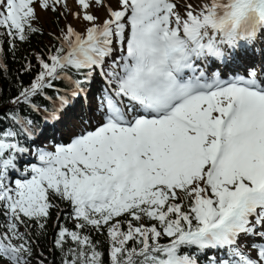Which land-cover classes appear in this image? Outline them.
<instances>
[{
	"label": "snow or ice",
	"instance_id": "obj_1",
	"mask_svg": "<svg viewBox=\"0 0 264 264\" xmlns=\"http://www.w3.org/2000/svg\"><path fill=\"white\" fill-rule=\"evenodd\" d=\"M36 4L70 11L68 0H0L13 47L41 31ZM75 4L84 28L60 29L0 112V264H30L27 229L43 230L57 200L74 221L54 239L62 264H103L88 230L104 228L109 264H198L211 250L227 256L212 264H264V67L247 64L264 45V0ZM97 76V122L41 146L37 117L60 121Z\"/></svg>",
	"mask_w": 264,
	"mask_h": 264
},
{
	"label": "trees",
	"instance_id": "obj_2",
	"mask_svg": "<svg viewBox=\"0 0 264 264\" xmlns=\"http://www.w3.org/2000/svg\"><path fill=\"white\" fill-rule=\"evenodd\" d=\"M63 11V8H60L57 12L52 11L53 19L51 26L53 31L50 32L44 27L35 26L41 31L29 35L26 41L16 40L14 42V47L12 43H9V37L0 35V46L3 48V52L0 54V61L6 66L5 69H0V112L9 110L11 105L7 102L18 94L20 84L23 83V85L27 86L39 71V64L36 56L40 55L47 57L49 53L58 46V41L55 37L60 35V29L64 28L70 20L69 12L65 15H61ZM0 32H3V29H0ZM29 65H31L32 70L26 71ZM75 78L78 77H74V79ZM102 86L103 82L100 77L97 76L92 84L90 86L85 85V88L95 97ZM56 87L61 91L67 90L65 83L59 81L56 82ZM54 94V90H48V95ZM78 102V109L75 110V114L84 120L86 119L85 103L82 98L79 99ZM57 122L54 124H45L41 117H37L39 128L43 131V135L40 136L38 140L41 146H44L43 144L46 143L55 144L63 142L62 130L57 128ZM64 128L63 126V129ZM28 159L36 162L33 157H28ZM55 202L59 206L51 210L50 218L47 220L43 230L39 229L35 224H32L31 228L27 229L33 241V252L30 258V264H39L40 261H43V264H62L64 253L54 245V239L58 232V225L73 229L74 221L67 218L70 212L69 205L59 200ZM121 219L124 218L122 217ZM6 222V219L0 215V232L5 230L3 225ZM20 231L24 232L26 229L21 226ZM88 234L91 235L93 242H99L98 249L104 253L103 264H109L107 255L109 248L107 229L104 228L100 231L89 229ZM65 251H67V248H65ZM196 257L198 264H212L214 260L227 258L225 253L216 252L215 250L204 253L197 252Z\"/></svg>",
	"mask_w": 264,
	"mask_h": 264
},
{
	"label": "rangeland",
	"instance_id": "obj_3",
	"mask_svg": "<svg viewBox=\"0 0 264 264\" xmlns=\"http://www.w3.org/2000/svg\"><path fill=\"white\" fill-rule=\"evenodd\" d=\"M183 2V0H181ZM36 8V13H37V21L34 22V26H41L44 27L48 31H53L51 23L53 19V13L52 11L49 10H43L39 7L38 4L34 5ZM68 8H69V17L70 20L68 22L71 23L74 27L77 28V30H82L84 28V24L79 23L74 16L71 14L72 11H76L77 6L75 4V0H68ZM94 14L98 15L101 17V19L104 18V11L99 10L97 11L96 9H93ZM264 45H261L260 43H256L255 46H250V51L248 52L247 55V64L250 67L255 68L256 70H259L261 67H264ZM85 103V118L82 119L80 118L77 114H75V110L78 109V100L81 99ZM77 99L70 109L66 111V114L61 118L59 122H57V128L62 130V139L63 143L69 142L71 139L72 133L77 130L79 127L83 125L84 122L90 121V117H95V119H92L90 123L95 124L97 122L98 115L95 114V101L94 97L91 95L90 91L87 92V99L81 97ZM65 127L63 129V126ZM44 147H49L50 143L43 144Z\"/></svg>",
	"mask_w": 264,
	"mask_h": 264
},
{
	"label": "bare ground",
	"instance_id": "obj_4",
	"mask_svg": "<svg viewBox=\"0 0 264 264\" xmlns=\"http://www.w3.org/2000/svg\"><path fill=\"white\" fill-rule=\"evenodd\" d=\"M263 61H264V58H263Z\"/></svg>",
	"mask_w": 264,
	"mask_h": 264
}]
</instances>
